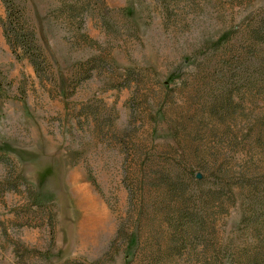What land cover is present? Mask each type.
<instances>
[{
    "label": "rangeland",
    "instance_id": "374dc122",
    "mask_svg": "<svg viewBox=\"0 0 264 264\" xmlns=\"http://www.w3.org/2000/svg\"><path fill=\"white\" fill-rule=\"evenodd\" d=\"M13 2L42 70L11 52L0 0V264H248L264 252V198L235 188L211 221L204 206L210 154L228 143L227 120L210 115V53L264 0ZM249 101L239 140L264 105ZM254 149L236 160L253 159L244 168L258 177L264 149ZM183 160L205 165L191 169L203 183L185 198L205 197L188 201L200 207L186 232L167 222L173 197L155 180Z\"/></svg>",
    "mask_w": 264,
    "mask_h": 264
},
{
    "label": "trees",
    "instance_id": "16d2710c",
    "mask_svg": "<svg viewBox=\"0 0 264 264\" xmlns=\"http://www.w3.org/2000/svg\"><path fill=\"white\" fill-rule=\"evenodd\" d=\"M13 1L3 0L6 11V18L2 23L3 35L11 52L16 57H20L17 51L21 50L38 75L42 70L40 47L36 44L33 31L22 19V11L20 10L19 13L15 10ZM82 24L81 19L79 26L82 27ZM226 37L228 38L214 47L210 53V85H213L210 89L214 88L213 94L210 95V115L218 119V122L222 123L227 120L226 124L228 123L222 133L223 137H228L226 148L221 149L225 150V153L220 151L210 154V191H208L209 198L204 204L206 206L207 200L210 201V221L214 220L213 217L216 214L224 211L225 202H234L235 188L240 191L250 190L253 199L264 198V185H262L264 174L257 177V173L244 168V165L253 159L244 163H238L236 160L238 150H256L254 148L259 149L258 155L261 157V149H264V105L261 107L260 114L250 118L246 123L241 140L233 131L235 116L238 112H242L244 102L259 96H263L264 99V13H258L250 21L248 20L240 33L234 30ZM92 60L94 59L91 58L86 62L89 63ZM88 68L89 70H85L84 78L90 77L94 66ZM246 117L247 115L245 119ZM180 164L177 169L172 167L158 173L155 175V180L160 187L166 185V197H173V199L170 198L171 200H166V202H173L172 206L165 204L167 222L169 221L177 229L180 227V230L186 232L190 230L191 224L198 222L196 213L200 207L199 203L192 204L194 207V212H192L188 209V201L198 198L199 194L201 200L203 196L205 197L198 190H193L185 198L188 186H198L197 182L203 183L201 176L198 175L200 173L198 171L194 173L191 169L195 165L203 169L204 164L201 165L200 162L188 164L186 160ZM229 165L237 167L233 169ZM129 193L130 199L131 197L133 199V190ZM160 198H162L161 195ZM255 252L251 253L248 264H264V252L260 251V247Z\"/></svg>",
    "mask_w": 264,
    "mask_h": 264
}]
</instances>
